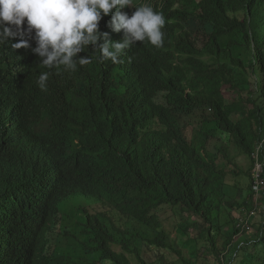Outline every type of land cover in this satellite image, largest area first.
I'll list each match as a JSON object with an SVG mask.
<instances>
[{"label":"trees","instance_id":"16d2710c","mask_svg":"<svg viewBox=\"0 0 264 264\" xmlns=\"http://www.w3.org/2000/svg\"><path fill=\"white\" fill-rule=\"evenodd\" d=\"M143 1L165 18L163 46L134 42L118 63L98 50L124 39L114 12L75 71L42 66L27 35L29 49L0 45V264H197L170 245V210L219 264H264L252 176L255 153L264 166V0ZM243 173L245 190L232 183ZM69 208L77 246L63 249ZM260 212L246 236L241 219Z\"/></svg>","mask_w":264,"mask_h":264},{"label":"clouds","instance_id":"9594fccd","mask_svg":"<svg viewBox=\"0 0 264 264\" xmlns=\"http://www.w3.org/2000/svg\"><path fill=\"white\" fill-rule=\"evenodd\" d=\"M129 7L135 8L131 15L121 11ZM108 15H112L110 26L117 32L123 30L124 39L99 45L104 60L118 63L123 51L137 41L163 46V14L148 3L135 6L133 0H0V45L10 37H20L11 47L29 49V40L24 39L27 35L38 45L34 51L46 57L42 66L75 71L77 63L91 62V57L74 59L85 46L95 45L101 38L107 40L108 33H101L99 24ZM48 78V72L39 75L41 90H46Z\"/></svg>","mask_w":264,"mask_h":264},{"label":"rangeland","instance_id":"374dc122","mask_svg":"<svg viewBox=\"0 0 264 264\" xmlns=\"http://www.w3.org/2000/svg\"><path fill=\"white\" fill-rule=\"evenodd\" d=\"M238 74L240 76H243V77L249 79V80L252 79V74L250 72L245 71V70H238ZM200 120H201V118H199V117L191 118L189 124H192V126H190V127H198ZM219 145H220V143L218 141L212 140L208 145V148H209L208 153H211V154L216 153ZM209 156L210 155L207 154V157H209ZM243 167L247 170L249 167V162L245 163L243 165ZM238 180H240V185H241L242 189H244V190L247 189L248 184H247V181L245 179V173H243L239 176H233L232 177V183H235V181H237V183H238ZM84 200H86V199L80 200V201H78V203L80 205L82 204V207L87 208L88 210H91L92 208H89L87 203ZM103 207H104L103 205L98 203L96 206H94L93 212L94 213L101 212L104 210ZM259 207L262 211V206L260 205ZM67 212L69 214L66 215L61 229H64V227L66 226V228L68 230H70L69 233H73V234L72 235L70 234V236L67 239H65V238L61 239L60 238L59 241L60 242L62 241V243H60V246L63 249L74 248L75 246H77L76 240L72 238V236L76 232L75 231L76 230V226H75L76 222L74 219H71L69 217V215L72 213V208L67 209ZM246 213L247 212H245L244 214H246ZM164 215L168 218L169 227L173 230V232H175L170 238V245L172 247L180 249V250L183 249L185 252V256L188 259L189 258H191L192 260L195 259L197 264H219L212 256H209V254H208L209 252L204 249V246L202 244H199V245L197 243L191 244L188 241V236L186 235V231H185L184 227H181V226L179 228L177 227V229L179 231V233H177V230L174 229V225L177 222L178 223L181 222V217L179 215H177L176 212L170 210L167 213H165ZM260 215H261V212L259 213L258 217L255 215L252 217V220H250L251 224H252L251 230L247 231V233L245 232L246 236L250 237V236L258 233L259 226L257 225V222H258V219H260ZM238 216H240V214H238L237 217ZM191 222L192 221L186 217L185 221L182 223V225L190 224ZM68 230H65V231H68ZM223 230L226 231V228H223ZM192 237H193V235H192ZM237 239L242 241L241 237H238ZM198 249L200 250L199 252H197ZM163 253L168 254L167 251H163ZM196 257H199V259H196Z\"/></svg>","mask_w":264,"mask_h":264},{"label":"built area","instance_id":"2783aa9c","mask_svg":"<svg viewBox=\"0 0 264 264\" xmlns=\"http://www.w3.org/2000/svg\"><path fill=\"white\" fill-rule=\"evenodd\" d=\"M144 3L147 1H143ZM258 151V150H257ZM256 159L255 166L253 168V192L258 199L262 193H264V166L258 159V152L254 155ZM240 227H244L246 231L251 230L250 220L242 218L240 221Z\"/></svg>","mask_w":264,"mask_h":264},{"label":"bare ground","instance_id":"6f19581e","mask_svg":"<svg viewBox=\"0 0 264 264\" xmlns=\"http://www.w3.org/2000/svg\"><path fill=\"white\" fill-rule=\"evenodd\" d=\"M165 2H166V0H161L160 2H159V4H158V7H159V9H161L163 6H164V4H165ZM32 135V134H31ZM37 143V142H36ZM32 145V144H31ZM34 146V145H33ZM36 146V145H35ZM17 148V147H16ZM19 149V148H18ZM27 151V150H26Z\"/></svg>","mask_w":264,"mask_h":264}]
</instances>
